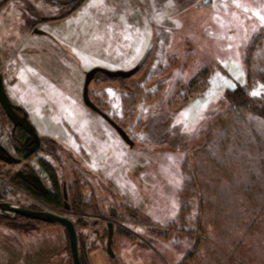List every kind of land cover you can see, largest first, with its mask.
<instances>
[{"label": "rangeland", "instance_id": "1", "mask_svg": "<svg viewBox=\"0 0 264 264\" xmlns=\"http://www.w3.org/2000/svg\"><path fill=\"white\" fill-rule=\"evenodd\" d=\"M204 1L0 0V76L42 144L20 166L0 160V202L65 214L82 264H264V119L226 99L242 86L264 101V0ZM151 45L134 77L99 73L89 88L129 146L84 105L83 83L133 69ZM12 131L0 114V144L19 158ZM43 159L68 210L12 183L53 189ZM18 225L0 219V264H73L65 228Z\"/></svg>", "mask_w": 264, "mask_h": 264}, {"label": "water", "instance_id": "2", "mask_svg": "<svg viewBox=\"0 0 264 264\" xmlns=\"http://www.w3.org/2000/svg\"><path fill=\"white\" fill-rule=\"evenodd\" d=\"M77 0H71L69 3L72 5ZM206 3H211V0L204 1L202 5ZM34 33L36 35L42 34L41 30H35ZM154 48V45H151V47L147 50V52L144 55V58L136 65L133 69L129 71H107L103 68L98 69H92L89 72H87L84 80V87H83V103L86 107H89L93 112H95L99 117L103 118L116 132L118 133L119 137L122 141L126 142L129 146H134V142L131 141L129 138V135L127 132L122 129L112 118H110L107 114H105L101 109L96 107L94 103L91 101L90 95H89V88L92 84L91 82L95 79V77L101 73L104 76L108 77L109 79H128L134 77L139 71L142 70L143 66L149 59V55L151 54L152 50ZM0 107L7 115L10 122L13 124V131H15L18 128H21L27 133V138L25 140V145L27 147V150L20 158L13 157L6 151L3 146L0 145V160L4 162L6 165H15L20 166L23 162L28 161L31 159V156L35 155L36 153H39L42 148L41 140L39 137V134L37 133L34 125L31 121L28 120L27 113L24 112V110L20 106H15L11 99H9L6 87L4 85V79L3 76H0ZM20 113H23L20 115ZM22 172V171H20ZM39 182V181H38ZM40 184V183H39ZM34 187L39 189V191H43L37 186ZM44 192V191H43ZM64 199L65 203L67 201V191L64 188ZM66 209H69L68 204L66 203ZM25 217L30 220H37L44 224H50L53 226H61L65 228L67 237L69 238V250H71L72 255V261H74V264H82L80 261V255H79V240L77 238V231L76 226L74 225L73 221L70 218H67L65 214L61 213H54L51 211H37V210H30L24 207H20L18 205H15L11 202H0V217H6V218H12L15 219L17 217ZM108 224V239H107V254L113 260L114 262H117L116 256L114 253L113 248V240H114V231H115V225L112 222L107 223Z\"/></svg>", "mask_w": 264, "mask_h": 264}, {"label": "trees", "instance_id": "3", "mask_svg": "<svg viewBox=\"0 0 264 264\" xmlns=\"http://www.w3.org/2000/svg\"><path fill=\"white\" fill-rule=\"evenodd\" d=\"M128 79H130V78H128ZM112 80L123 81V80H127V79H122V80L121 79H112ZM226 99H227V101L231 102L232 105L237 106L240 110L246 109V110H250L252 112H256L260 117H262L264 119V101L251 99L248 96V93L246 92V90L244 88H242V86L241 87L238 86L236 88V90L229 91L228 95L226 96ZM99 109H101V108H99ZM101 110L103 111V109H101ZM103 112L105 113V111H103ZM0 114H1V118H2L3 122L12 124V122L9 121L7 115L1 109V107H0ZM12 126H13V124H12ZM11 134L13 135V138H14V146H16L18 151H21L22 153H24V151H25L24 150L25 149L24 143H25V140L27 138V133H25V131L23 129L18 128L17 130H15V132L12 131ZM39 165L42 168H45L46 172L48 173L49 179L52 181V184H53V189L47 190L45 193H39V192H35L34 190L32 191L30 189V187L26 186L22 182L19 183L16 180H12V183L17 184L20 188L24 189V191L29 192L30 195L34 196V198L40 204L48 207L49 209H51L55 212L63 210V209L67 210L64 195L59 190L56 169H54L44 159L39 161ZM70 198H71V193H70V191H68L67 203H69ZM73 198H74L73 200L79 202L80 198H81V194H78V196L76 195V197H73ZM75 212H78V211L76 210ZM108 216L111 217V214ZM0 219H2V221L5 222V224L10 229L11 228L19 229L18 224L23 223V225H24L23 227L28 228V230L30 232H34V231L38 230V227H40V226H45V227L51 226L48 224L45 225L44 223H41V222L36 221V220L32 221V220L24 218V217H18L15 220L6 219V218H0ZM111 220H114V219L112 218ZM24 223H26V225ZM76 231H77V238H78V240H80L77 226H76ZM68 240H69V238H68ZM68 247H69V244L67 246V250H68ZM70 254H71V250H70ZM73 264H74V262H73Z\"/></svg>", "mask_w": 264, "mask_h": 264}, {"label": "flooded vegetation", "instance_id": "4", "mask_svg": "<svg viewBox=\"0 0 264 264\" xmlns=\"http://www.w3.org/2000/svg\"><path fill=\"white\" fill-rule=\"evenodd\" d=\"M23 114V113H22ZM17 130V129H16ZM15 132V131H14ZM25 145V144H24ZM20 150V149H19ZM25 151L27 150V147H26V145H25V149H24ZM25 151H24V153H25ZM19 152V151H18ZM21 152V151H20ZM8 153H10L9 151H8ZM23 153V154H24ZM21 154H22V152H21ZM22 154V155H23ZM11 155V154H10ZM18 176H19V178H22L23 180H25V181H27V178H29V180H35L36 182L38 181V180H36L35 179V177H34V175L32 174L31 175V173L29 172L28 173V175H25V173H23V172H20L19 174H18ZM47 190H44V192L43 193H45Z\"/></svg>", "mask_w": 264, "mask_h": 264}, {"label": "built area", "instance_id": "5", "mask_svg": "<svg viewBox=\"0 0 264 264\" xmlns=\"http://www.w3.org/2000/svg\"><path fill=\"white\" fill-rule=\"evenodd\" d=\"M3 147H4V146H3ZM6 148H7V147H6ZM6 148L4 147L5 150H6ZM6 151H8V149H7ZM41 177H43V175H42Z\"/></svg>", "mask_w": 264, "mask_h": 264}, {"label": "crops", "instance_id": "6", "mask_svg": "<svg viewBox=\"0 0 264 264\" xmlns=\"http://www.w3.org/2000/svg\"><path fill=\"white\" fill-rule=\"evenodd\" d=\"M24 109H25V108H24ZM24 111H25V110H24ZM26 111H27V110H26ZM26 111H25V113H29L28 111H27V112H26ZM28 116H29V114H28ZM28 118H29V117H28Z\"/></svg>", "mask_w": 264, "mask_h": 264}, {"label": "snow or ice", "instance_id": "7", "mask_svg": "<svg viewBox=\"0 0 264 264\" xmlns=\"http://www.w3.org/2000/svg\"><path fill=\"white\" fill-rule=\"evenodd\" d=\"M258 93H253V95H257Z\"/></svg>", "mask_w": 264, "mask_h": 264}]
</instances>
